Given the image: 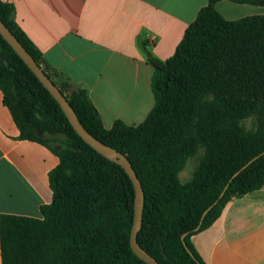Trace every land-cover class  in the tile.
Segmentation results:
<instances>
[{
    "label": "trees",
    "instance_id": "16d2710c",
    "mask_svg": "<svg viewBox=\"0 0 264 264\" xmlns=\"http://www.w3.org/2000/svg\"><path fill=\"white\" fill-rule=\"evenodd\" d=\"M209 0L172 57L146 50L154 68L155 106L140 124L116 120L110 129L77 85L48 65L0 0V19L22 43L95 138L132 164L145 192L140 246L160 264H205L192 237L217 222L232 198L264 188V155L222 193L233 175L264 152V15L225 19ZM264 6V0H228ZM3 101L20 139L59 158L50 172L52 202L41 218L0 216L2 264H148L130 244L135 188L125 169L88 145L61 106L0 34ZM253 121L247 130L246 120ZM197 158L192 177L180 174ZM192 255L183 244L182 236Z\"/></svg>",
    "mask_w": 264,
    "mask_h": 264
},
{
    "label": "crops",
    "instance_id": "0c3cea01",
    "mask_svg": "<svg viewBox=\"0 0 264 264\" xmlns=\"http://www.w3.org/2000/svg\"><path fill=\"white\" fill-rule=\"evenodd\" d=\"M44 61L87 88L105 128L116 120L135 126L155 106L154 68L172 57L209 0H3ZM227 20L264 15V6L228 0L216 4ZM59 158L20 139L0 85V216L41 218L52 202L49 175ZM205 264H264V188L232 198L221 218L195 234ZM0 264H2L0 241Z\"/></svg>",
    "mask_w": 264,
    "mask_h": 264
},
{
    "label": "water",
    "instance_id": "95a60500",
    "mask_svg": "<svg viewBox=\"0 0 264 264\" xmlns=\"http://www.w3.org/2000/svg\"><path fill=\"white\" fill-rule=\"evenodd\" d=\"M0 34L2 37L8 42V44L14 49V51L19 55V57L24 61V63L29 67V69L36 75V77L41 81L44 87L51 93V95L56 99V101L61 106L63 112L68 118L70 124L77 132V134L93 149L99 152L108 160L122 166L128 176L130 177L134 188H135V215H134V224L131 231L130 236V244L134 251V253L140 257L143 261L148 264H160L156 259L150 256L138 243V233L142 227V215L144 209L145 202V192L142 186L141 181L139 180L137 173L135 172L132 164L127 159L125 155L117 151L111 146L106 145L101 142L97 138H95L92 134H90L80 123L77 118V115L69 103L68 99L63 95L60 89L55 85V83L46 75L40 65L35 61V59L31 56V54L26 50V48L22 45V43L17 39V37L11 32V30L6 26V24L0 19ZM264 155L262 152L260 155L255 157L253 160L249 161L242 169L236 172L233 177L230 179L222 193L219 197L210 205L202 214L200 224L196 228L199 230L203 220L207 216V214L219 203V201L224 197L227 189L229 188L231 182L245 169L249 166L253 161L258 159L260 156ZM187 234L182 236V241L186 249L192 255V252L189 250L185 237Z\"/></svg>",
    "mask_w": 264,
    "mask_h": 264
},
{
    "label": "rangeland",
    "instance_id": "374dc122",
    "mask_svg": "<svg viewBox=\"0 0 264 264\" xmlns=\"http://www.w3.org/2000/svg\"><path fill=\"white\" fill-rule=\"evenodd\" d=\"M244 126L247 130L253 129V121L251 119L244 122ZM197 158L189 160L184 171L180 174V179L183 183L187 182L191 177L192 173L197 165Z\"/></svg>",
    "mask_w": 264,
    "mask_h": 264
}]
</instances>
